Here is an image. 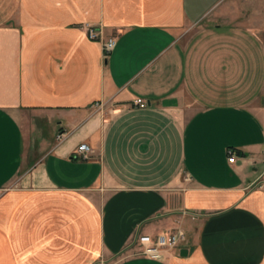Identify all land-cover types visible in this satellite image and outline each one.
Segmentation results:
<instances>
[{
  "label": "crops",
  "instance_id": "1",
  "mask_svg": "<svg viewBox=\"0 0 264 264\" xmlns=\"http://www.w3.org/2000/svg\"><path fill=\"white\" fill-rule=\"evenodd\" d=\"M252 1L0 0V264H264ZM84 23L115 37L106 59ZM173 229L179 249L142 255Z\"/></svg>",
  "mask_w": 264,
  "mask_h": 264
},
{
  "label": "built area",
  "instance_id": "2",
  "mask_svg": "<svg viewBox=\"0 0 264 264\" xmlns=\"http://www.w3.org/2000/svg\"><path fill=\"white\" fill-rule=\"evenodd\" d=\"M82 29L88 40L98 42L101 45L103 58L114 50L116 46V39L114 36H105L101 26H94L88 23L82 25ZM133 104L138 108H145L146 102L142 99H136ZM101 106L100 104L98 105ZM80 159L87 160L92 155L90 147L82 143L77 148ZM228 162L232 163L235 154L232 150H228ZM252 187L264 188V181H257ZM186 241L185 233L180 229H173L165 234L159 235L155 241H152L148 236H141L136 239V242L141 246L142 255L152 260H162L165 251H172L179 249Z\"/></svg>",
  "mask_w": 264,
  "mask_h": 264
},
{
  "label": "rangeland",
  "instance_id": "3",
  "mask_svg": "<svg viewBox=\"0 0 264 264\" xmlns=\"http://www.w3.org/2000/svg\"><path fill=\"white\" fill-rule=\"evenodd\" d=\"M252 3H254V5L256 7V14L259 13L261 16L264 17V4L262 2L260 3L259 0L252 1ZM110 262H111L110 260L103 259L99 263H91V264H109Z\"/></svg>",
  "mask_w": 264,
  "mask_h": 264
},
{
  "label": "water",
  "instance_id": "4",
  "mask_svg": "<svg viewBox=\"0 0 264 264\" xmlns=\"http://www.w3.org/2000/svg\"><path fill=\"white\" fill-rule=\"evenodd\" d=\"M179 255L181 257H185L187 255V251L185 249L180 250Z\"/></svg>",
  "mask_w": 264,
  "mask_h": 264
}]
</instances>
